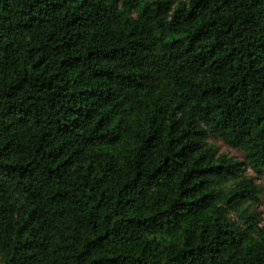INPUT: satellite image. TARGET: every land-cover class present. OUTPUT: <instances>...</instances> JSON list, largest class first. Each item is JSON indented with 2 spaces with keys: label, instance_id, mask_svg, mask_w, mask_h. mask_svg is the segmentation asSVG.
<instances>
[{
  "label": "trees",
  "instance_id": "obj_1",
  "mask_svg": "<svg viewBox=\"0 0 264 264\" xmlns=\"http://www.w3.org/2000/svg\"><path fill=\"white\" fill-rule=\"evenodd\" d=\"M262 191L264 0H0V264H264Z\"/></svg>",
  "mask_w": 264,
  "mask_h": 264
},
{
  "label": "rangeland",
  "instance_id": "obj_2",
  "mask_svg": "<svg viewBox=\"0 0 264 264\" xmlns=\"http://www.w3.org/2000/svg\"><path fill=\"white\" fill-rule=\"evenodd\" d=\"M210 143H215L220 148L221 153L227 154L229 157H232L234 159L242 161L243 157L239 151H236V150H233V149H230V148L224 146L222 144V142H220V141L214 142V141L210 140ZM248 173H249V175L253 176L251 171L248 170ZM257 182L259 184L261 183L260 180H258ZM256 208H257V211L260 212V216L263 220V222L261 223V226L264 227V191H262V194L260 196V204L257 205Z\"/></svg>",
  "mask_w": 264,
  "mask_h": 264
}]
</instances>
